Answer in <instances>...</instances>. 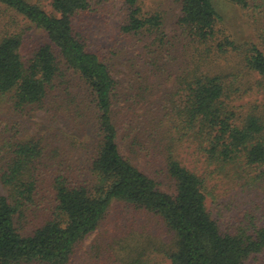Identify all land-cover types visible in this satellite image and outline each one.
<instances>
[{
  "label": "trees",
  "instance_id": "16d2710c",
  "mask_svg": "<svg viewBox=\"0 0 264 264\" xmlns=\"http://www.w3.org/2000/svg\"><path fill=\"white\" fill-rule=\"evenodd\" d=\"M49 1L54 13L0 0L25 20L0 31V106L53 125L0 143V264H75L112 213L87 264H249L264 207L243 197L222 228L208 197L218 174L233 173L237 196L264 184V0H230L251 15L249 37L228 31L216 0H173L171 31L167 11L124 0L102 48L75 19L109 0ZM26 28L44 33L28 54ZM114 60L130 72L116 76Z\"/></svg>",
  "mask_w": 264,
  "mask_h": 264
},
{
  "label": "rangeland",
  "instance_id": "374dc122",
  "mask_svg": "<svg viewBox=\"0 0 264 264\" xmlns=\"http://www.w3.org/2000/svg\"><path fill=\"white\" fill-rule=\"evenodd\" d=\"M41 3L49 12H55L49 0H41ZM147 4L149 8H161L167 11L165 24L166 29L171 31L174 26L176 13L179 10L177 6L173 5V0H147ZM216 5L225 18V24L229 29L228 31L233 32L239 37H249L252 35L253 27L249 24L251 15L248 12L230 0H216ZM126 14L127 8L124 4V0H109L104 3L94 4L90 10L78 15L75 20L81 28H84L85 31L89 33L96 47L102 48L103 46L105 47L113 43L116 38L118 39V29L125 19ZM24 23L25 20L22 17H17L12 11L0 9V31L4 29L3 26H6L10 31H20L23 29ZM24 32L26 40L29 42L24 48V53L28 54V51L32 47L31 44H38L43 39L44 33L37 28H26ZM114 67L113 70L118 77L127 75L131 70L123 60H114ZM248 98L254 100L257 99V95H251ZM44 126L51 128L53 125L48 122L47 115L42 111L23 114L11 110L10 107H7L5 104L0 106V143L3 141V137L6 134H14L19 128L23 134V132H26V129L38 130ZM142 162L145 164L144 161ZM141 166L145 167L142 164ZM148 171L151 173V170ZM216 181L217 185L215 187ZM211 185H213L214 196L208 197V206L212 214L219 219L222 228L231 225L235 221L236 215L241 214V211L246 209V204H241V201L243 202V197H249L250 204L260 203L264 207V184H260V187L249 190L246 193L240 192L237 196L235 188L237 184L233 182V173H230L229 176L218 174L215 180H212ZM163 187L167 188L165 185ZM5 191V187L0 178V195L5 193ZM216 195L218 197L215 199ZM250 207H252V205ZM119 208L121 212L125 213L126 211H131L130 213L135 214V211L125 210L124 205ZM116 220L117 217L112 213L97 230L85 238L75 256V264L89 263V252H93L91 250L93 245L95 243H103V245H105L107 240L112 239ZM106 238L108 239L106 240ZM160 264H170V261L164 260ZM249 264H264V251L254 255L250 259Z\"/></svg>",
  "mask_w": 264,
  "mask_h": 264
}]
</instances>
